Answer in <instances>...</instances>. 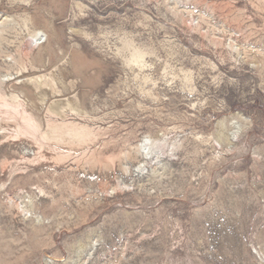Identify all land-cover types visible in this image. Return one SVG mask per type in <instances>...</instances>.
I'll use <instances>...</instances> for the list:
<instances>
[{"label":"rangeland","instance_id":"374dc122","mask_svg":"<svg viewBox=\"0 0 264 264\" xmlns=\"http://www.w3.org/2000/svg\"><path fill=\"white\" fill-rule=\"evenodd\" d=\"M0 264H264V0H0Z\"/></svg>","mask_w":264,"mask_h":264},{"label":"bare ground","instance_id":"6f19581e","mask_svg":"<svg viewBox=\"0 0 264 264\" xmlns=\"http://www.w3.org/2000/svg\"><path fill=\"white\" fill-rule=\"evenodd\" d=\"M34 36H36V38H37V40L38 41H40L41 39H42V36H43V34H42V32L41 31H36L35 32V35ZM44 41H42L41 43H43ZM40 43V44H41ZM143 62H144V55L143 54H141L140 52H138V51H131L130 52V54L126 57V60H125V63H126V65H128V66H140V65H143ZM39 78H41V77H39ZM38 79V78H37ZM35 80V79H34ZM40 80V79H39ZM49 80V79H48ZM44 81H46V80H44ZM43 83V82H42ZM45 83V82H44ZM48 82H46V84H47ZM36 84H38L37 82H36ZM39 84H40V82H39ZM45 84V85H46ZM44 85V84H43ZM49 85V84H48ZM40 86V85H39ZM39 86H37V87H39ZM42 87V86H41ZM45 87V86H44ZM145 144V143H144ZM139 149L140 150H142V145H140L139 146ZM146 149H148V150H150L151 149V147H147ZM147 154H151L150 152H147Z\"/></svg>","mask_w":264,"mask_h":264}]
</instances>
